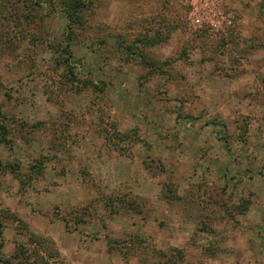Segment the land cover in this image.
Wrapping results in <instances>:
<instances>
[{
  "label": "rangeland",
  "instance_id": "1",
  "mask_svg": "<svg viewBox=\"0 0 264 264\" xmlns=\"http://www.w3.org/2000/svg\"><path fill=\"white\" fill-rule=\"evenodd\" d=\"M6 2L44 25L32 46L0 4V264L19 249L4 209L64 264H140L145 247L264 264V0H92L67 62L59 4Z\"/></svg>",
  "mask_w": 264,
  "mask_h": 264
},
{
  "label": "trees",
  "instance_id": "2",
  "mask_svg": "<svg viewBox=\"0 0 264 264\" xmlns=\"http://www.w3.org/2000/svg\"><path fill=\"white\" fill-rule=\"evenodd\" d=\"M6 1L7 0H2L0 2L3 8L10 10V11H6L7 14L3 15V19L5 20V22L10 21L14 23L15 25H13V27L15 28H17L16 26L17 24L18 25H21V24L23 25L24 23L27 24V26H24L26 30L24 31L20 30V31L27 32V33H24V37L27 38L28 43L31 44L32 46L36 45V42L39 41L40 39L38 30L40 27L39 24H43L42 19H38V16H36L37 18L33 19L29 15V13L31 14V12L26 13V15L25 14L18 15L15 12L16 8L10 6V4L12 5V3H7ZM54 1L55 3L60 5L59 11L62 13L63 18L65 19V26H64V37L65 38L61 44L65 52L64 53L65 57H63V61L67 62V60L69 59V54H70V46L73 42L78 40L77 35L79 34L78 32L79 29L83 28L84 30L86 27V23H85L86 14L84 13L85 11L88 10L87 7H88L89 1L92 2V0H54ZM52 2L53 0L52 1L45 0V3L49 6V8L51 7L50 10H48V13H51L54 11L52 9V5H53ZM35 3H38V2H35ZM5 24L6 23H4L3 25ZM34 25L37 26L36 31L34 29ZM165 25H167V23ZM162 28L157 29L152 36H149L150 39L147 38L144 41H143V38L140 39V38L133 36L134 39H132V41H129L130 44L126 43L127 41L125 38L121 36L118 37V35L115 34V35H112V38L115 39L113 41V44H115L117 48L124 51L125 53L129 52V50H132V47L134 46L133 44L136 42L143 43L142 47L145 45H152L160 41L161 39L160 35H161ZM169 28H174V27L173 25H170L169 27H167V31ZM5 36L6 35H3L0 40H4V43L10 44L9 42L10 37H8V35L7 37ZM135 36H138V35H135ZM105 42H106V39H97V41H95L96 45L104 44ZM58 52L59 54H61L59 50ZM130 53H133V52H130ZM147 63L153 64L149 60H147ZM71 80H75V78ZM2 122L3 120L0 119V138L1 140L4 138L3 132L5 134V131H6V127ZM106 130L110 132L109 133V137H110V135L113 134V131H114L113 128L112 129L107 128ZM103 139L105 143H108L106 136H104ZM32 167L37 169L36 171L38 175L41 171L40 162L34 163ZM126 195L127 194H124V196ZM128 204H130V202H128ZM126 206L127 208H133L130 205H126ZM4 211L6 214L5 217L13 222L14 227L20 228V230H16V233L19 236L17 237L16 246H17V249L18 247L19 249L13 256H10L12 260H15L14 264H55V263L64 264L63 260L58 255V251H56V249H54L53 247V241L49 237L31 232L26 227L25 223L15 213L9 211L8 209H4ZM84 212L86 211H81V214H85ZM77 220L78 222L85 224V221L82 220L81 218H78ZM61 221L63 223L64 230L67 232H70L71 229H69L68 227V220L62 217ZM74 222H76V220H74ZM0 227H1V224H0ZM72 230H76V227H73ZM0 236H1V230H0ZM115 240L117 239L112 240L110 238H107V245L108 244L113 245L117 243V241ZM132 240L133 239L130 236L129 239L124 240V245L126 246L134 245L135 246L137 243L136 241H132ZM145 250H147L148 252L143 253V255L140 254V257H139L140 264H178L177 262L181 261L182 254L177 249H174L173 252L172 251L168 252L165 250L156 252L152 248L148 249L145 247ZM1 261H3L4 264H9L8 262L9 260L7 259L1 260Z\"/></svg>",
  "mask_w": 264,
  "mask_h": 264
},
{
  "label": "built area",
  "instance_id": "3",
  "mask_svg": "<svg viewBox=\"0 0 264 264\" xmlns=\"http://www.w3.org/2000/svg\"><path fill=\"white\" fill-rule=\"evenodd\" d=\"M195 21L197 22V23H199L200 21H199V18H195Z\"/></svg>",
  "mask_w": 264,
  "mask_h": 264
},
{
  "label": "crops",
  "instance_id": "4",
  "mask_svg": "<svg viewBox=\"0 0 264 264\" xmlns=\"http://www.w3.org/2000/svg\"><path fill=\"white\" fill-rule=\"evenodd\" d=\"M71 234V233H70Z\"/></svg>",
  "mask_w": 264,
  "mask_h": 264
}]
</instances>
